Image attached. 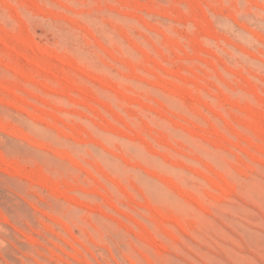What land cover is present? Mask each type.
Returning a JSON list of instances; mask_svg holds the SVG:
<instances>
[{"label": "rangeland", "instance_id": "374dc122", "mask_svg": "<svg viewBox=\"0 0 264 264\" xmlns=\"http://www.w3.org/2000/svg\"><path fill=\"white\" fill-rule=\"evenodd\" d=\"M0 264H264V0H0Z\"/></svg>", "mask_w": 264, "mask_h": 264}, {"label": "bare ground", "instance_id": "6f19581e", "mask_svg": "<svg viewBox=\"0 0 264 264\" xmlns=\"http://www.w3.org/2000/svg\"><path fill=\"white\" fill-rule=\"evenodd\" d=\"M3 40L5 41V39H3ZM37 46H39V45H37ZM39 48L41 49L40 46H39ZM41 50H42V49H41ZM26 59H27V58H26ZM27 60L30 61L31 59H27ZM70 62H71L72 64H75V65H76V62H73V59H72V61H71V59H70V60H69V63H70ZM39 63H40V62H39ZM71 63H70V64H71ZM243 109H244V108H243ZM252 112H254V114L256 113V114H258V115L261 114V116L263 115L260 111H252ZM259 116H260V115H259ZM253 127H254V126H253ZM163 217H164V216H163Z\"/></svg>", "mask_w": 264, "mask_h": 264}]
</instances>
